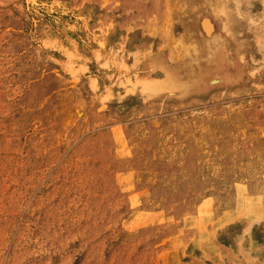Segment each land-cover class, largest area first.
Returning a JSON list of instances; mask_svg holds the SVG:
<instances>
[{
  "label": "rangeland",
  "instance_id": "rangeland-1",
  "mask_svg": "<svg viewBox=\"0 0 264 264\" xmlns=\"http://www.w3.org/2000/svg\"><path fill=\"white\" fill-rule=\"evenodd\" d=\"M0 264H264V0H0Z\"/></svg>",
  "mask_w": 264,
  "mask_h": 264
},
{
  "label": "bare ground",
  "instance_id": "bare-ground-1",
  "mask_svg": "<svg viewBox=\"0 0 264 264\" xmlns=\"http://www.w3.org/2000/svg\"><path fill=\"white\" fill-rule=\"evenodd\" d=\"M206 27L211 30L212 29V26L210 24H207Z\"/></svg>",
  "mask_w": 264,
  "mask_h": 264
}]
</instances>
